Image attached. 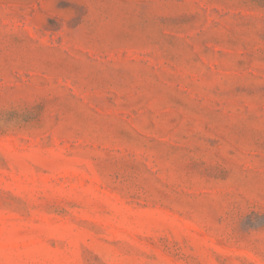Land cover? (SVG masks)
<instances>
[{
    "label": "rangeland",
    "instance_id": "374dc122",
    "mask_svg": "<svg viewBox=\"0 0 264 264\" xmlns=\"http://www.w3.org/2000/svg\"><path fill=\"white\" fill-rule=\"evenodd\" d=\"M0 264H264V0H0Z\"/></svg>",
    "mask_w": 264,
    "mask_h": 264
}]
</instances>
